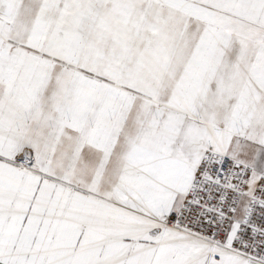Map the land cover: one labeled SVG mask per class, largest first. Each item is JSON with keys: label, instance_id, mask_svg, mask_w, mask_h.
<instances>
[{"label": "snow or ice", "instance_id": "obj_1", "mask_svg": "<svg viewBox=\"0 0 264 264\" xmlns=\"http://www.w3.org/2000/svg\"><path fill=\"white\" fill-rule=\"evenodd\" d=\"M0 264H264V0H0Z\"/></svg>", "mask_w": 264, "mask_h": 264}]
</instances>
